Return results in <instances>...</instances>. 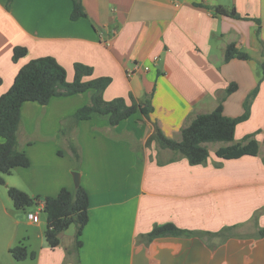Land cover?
Returning <instances> with one entry per match:
<instances>
[{
    "label": "crops",
    "instance_id": "1",
    "mask_svg": "<svg viewBox=\"0 0 264 264\" xmlns=\"http://www.w3.org/2000/svg\"><path fill=\"white\" fill-rule=\"evenodd\" d=\"M80 2L85 16L72 20L73 0H0V96L22 66L52 56L67 82L75 63L93 68L84 81L109 77L105 101L121 97L130 104V96L140 100L153 92V112L149 119L135 113L110 126L104 117L74 118L89 93L79 94L81 104L71 109L59 107L71 97L22 104L17 148L30 165L15 174L43 208L45 197L76 188L72 173L78 172L88 194V222L79 248L75 232L65 243L62 233L55 249L42 232L38 248L28 250L35 257L17 261L9 252L12 237L0 264H264V237L257 236L264 227V0ZM215 7L234 9L239 18ZM228 45L250 59L225 61ZM17 46L27 55L13 62ZM135 64L139 69L127 76ZM231 83L237 90L223 101L230 118L243 114L246 97L258 87L233 141L253 134L257 156L221 160L215 151L232 143L216 142L205 164L191 166L155 142L147 145L155 122L165 137L180 141L181 130L213 111ZM67 118L75 124L63 133ZM168 223L198 233L233 229L224 237L141 238Z\"/></svg>",
    "mask_w": 264,
    "mask_h": 264
},
{
    "label": "trees",
    "instance_id": "2",
    "mask_svg": "<svg viewBox=\"0 0 264 264\" xmlns=\"http://www.w3.org/2000/svg\"><path fill=\"white\" fill-rule=\"evenodd\" d=\"M12 2V0H9ZM215 12L232 18H239L234 9L229 11L215 7ZM85 13L80 0H73L71 19L84 17ZM27 55L25 47L17 46L12 52V61L17 62ZM249 60L250 56L228 45L225 49L224 60ZM261 79L264 77V58L260 63ZM93 68L81 63L74 64V78L72 82L66 80V70L54 57L44 56L30 60L20 68L11 87L0 96V183L4 184L3 176L10 175L16 168H28L30 165L26 154L17 148V132L21 124V106L27 102H36L45 105L53 97H65L75 94L89 93V104L77 110L74 118L77 121L89 120L93 116L104 117L110 126L129 119L135 113H140L149 119L153 112L152 93L146 94L143 99L135 100L130 96V104L124 98H115L105 101L103 93L111 83L109 77L92 78ZM234 83L228 85L224 97L220 99L216 108L204 114H198L192 122L181 130V140L175 141L164 136L158 124L154 123V132L147 141V145L155 142L159 148L169 150L187 160L189 165L205 164L209 152L204 146L206 143H232L215 151V156L221 160H234L244 156H257L259 144L253 134L246 135L238 143H233L235 130L239 123L248 119L253 100L258 93V87L251 91L243 103L244 112L241 116L230 118L223 114L224 99L235 92ZM264 145V138H263ZM8 197L17 210H24L37 202L38 199L10 187ZM43 212L46 215V229L44 237L47 245L55 249L60 244V234L71 225L75 226V247L81 246L80 236L88 222L89 199L88 194L80 185L74 190L61 189L55 197L43 199ZM233 227L223 229L218 233H198L182 230L174 224L168 223L154 228L142 239L147 243L158 237H178L190 235L226 236ZM257 236L264 237V227L258 230ZM11 256L22 261L33 259L34 252H28L23 244L9 249Z\"/></svg>",
    "mask_w": 264,
    "mask_h": 264
},
{
    "label": "rangeland",
    "instance_id": "3",
    "mask_svg": "<svg viewBox=\"0 0 264 264\" xmlns=\"http://www.w3.org/2000/svg\"><path fill=\"white\" fill-rule=\"evenodd\" d=\"M79 94L71 95V96H65L63 98L71 97L70 100H63V102L60 103L59 107L60 109H71L79 106L81 104V99H79V96H76ZM61 98V97H59ZM88 98L85 96L84 103L85 105L88 104ZM84 106V105H82ZM79 108V107H78ZM73 119V118H72ZM75 122L73 120H69L67 118L63 122V133L67 132ZM64 129L67 131H64ZM208 145L207 149L210 151L215 147L216 143H206ZM23 152V151H22ZM27 156V155H26ZM29 159V158H28ZM11 176H3L4 183L5 181L11 186H16L13 188H16L18 190H21L22 192L29 195L27 187L20 178H18L17 174H15L14 170L10 174ZM8 188L4 184L0 183V254L6 255L7 252V242L13 237V245L18 246L20 244H23L27 247V250H33L35 248H38L40 241H41V233L45 231L46 229V215L43 212L42 208H40L39 201L33 203L31 206L27 207L24 210H17L14 206L10 198L8 197L7 191ZM35 199V198H34ZM39 215L40 223L27 225V222L29 221L27 219V215L29 213H37ZM75 232V226L71 225L66 231L63 232L62 241L65 243L69 239V236H73ZM62 234V233H61ZM60 234V236H61ZM43 235V239H44Z\"/></svg>",
    "mask_w": 264,
    "mask_h": 264
},
{
    "label": "built area",
    "instance_id": "4",
    "mask_svg": "<svg viewBox=\"0 0 264 264\" xmlns=\"http://www.w3.org/2000/svg\"><path fill=\"white\" fill-rule=\"evenodd\" d=\"M138 69H139V66H137V65L135 64V65L133 66V68L127 72V76H131V75H133V73H134L136 70H138ZM144 70H148V68H147V67H144ZM27 219H28L29 221H31L32 223H38V222H39V215H38V213H29V214L27 215Z\"/></svg>",
    "mask_w": 264,
    "mask_h": 264
},
{
    "label": "water",
    "instance_id": "5",
    "mask_svg": "<svg viewBox=\"0 0 264 264\" xmlns=\"http://www.w3.org/2000/svg\"><path fill=\"white\" fill-rule=\"evenodd\" d=\"M72 176L74 185L77 188L78 186H80V174L78 172H73Z\"/></svg>",
    "mask_w": 264,
    "mask_h": 264
}]
</instances>
